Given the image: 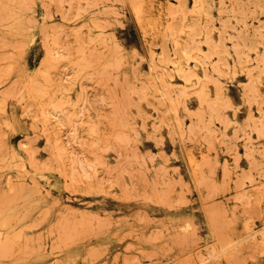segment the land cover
Here are the masks:
<instances>
[{
    "label": "rangeland",
    "instance_id": "rangeland-1",
    "mask_svg": "<svg viewBox=\"0 0 264 264\" xmlns=\"http://www.w3.org/2000/svg\"><path fill=\"white\" fill-rule=\"evenodd\" d=\"M0 264H264V0H0Z\"/></svg>",
    "mask_w": 264,
    "mask_h": 264
},
{
    "label": "bare ground",
    "instance_id": "bare-ground-1",
    "mask_svg": "<svg viewBox=\"0 0 264 264\" xmlns=\"http://www.w3.org/2000/svg\"><path fill=\"white\" fill-rule=\"evenodd\" d=\"M136 11V10H135ZM228 247V246H227Z\"/></svg>",
    "mask_w": 264,
    "mask_h": 264
}]
</instances>
